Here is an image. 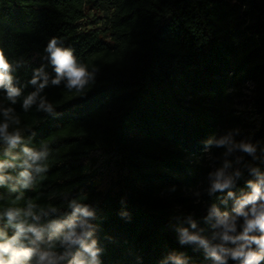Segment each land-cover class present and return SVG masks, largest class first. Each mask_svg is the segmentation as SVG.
Returning a JSON list of instances; mask_svg holds the SVG:
<instances>
[{
  "label": "trees",
  "instance_id": "16d2710c",
  "mask_svg": "<svg viewBox=\"0 0 264 264\" xmlns=\"http://www.w3.org/2000/svg\"><path fill=\"white\" fill-rule=\"evenodd\" d=\"M53 37L92 74L82 91L51 84L45 48ZM0 50L21 88L14 104L0 89V123L2 110L13 109L20 123L9 131L48 151L41 161L47 170L31 186L16 179L0 185V215L31 204L46 225L66 218L76 201L94 213L99 264H174L171 257L214 264L203 246L181 242V230L220 243L211 213L235 216L236 201L251 194L249 182L264 175V0H0ZM41 67L49 83L25 110ZM246 82L259 118L251 140L243 133L249 123L233 107ZM40 98L54 114L38 110ZM241 143L255 152L235 147ZM6 148L0 141V161L8 159ZM218 173L231 184L209 191L203 210L185 188L213 185ZM242 224L237 218L236 234ZM0 229L14 234L6 219ZM52 251L64 249L56 242ZM227 264L239 262L229 257Z\"/></svg>",
  "mask_w": 264,
  "mask_h": 264
},
{
  "label": "clouds",
  "instance_id": "9594fccd",
  "mask_svg": "<svg viewBox=\"0 0 264 264\" xmlns=\"http://www.w3.org/2000/svg\"><path fill=\"white\" fill-rule=\"evenodd\" d=\"M45 52L55 72L51 84L59 86L64 81L69 91L73 89L82 91L92 78V74L86 66L77 61L73 51L63 47L62 41L53 37L47 44ZM13 71V64L0 50V89L6 91L7 99L14 104L17 97L21 96V88L14 84ZM29 83L36 91L24 99L22 106L25 110L37 102L39 93L49 83V76L43 67L34 70ZM38 110L54 114L53 106L44 98L39 99ZM2 112L4 122L0 123V141L7 145L5 155L8 159L0 161V173L6 168L16 167H20L22 171L18 177L0 174V185L5 184L8 179H16L19 186L27 188L32 185L34 175L47 170L41 161L47 158L48 151L46 148L37 151L28 147L20 130L9 131L11 126L18 125L20 121L11 108L3 109ZM219 143L223 144L225 141ZM18 145H22L20 153H14L12 150ZM235 147L248 153L255 152V148L250 144L241 143ZM231 150L232 148L229 149ZM252 171L256 173L255 169ZM221 175L222 173L217 174L214 189H225L231 184L230 179L221 180ZM249 186L252 189L251 194L236 201L235 216L220 215L215 211L211 213V216L216 217V226L220 228L213 239H218L220 243L211 244L199 235L190 234L187 229L181 230V242H196L203 246L214 264H227L229 257L239 264H259L264 260V175L258 176L257 183L249 182ZM12 190H17V186L13 185ZM249 205L250 208L247 207ZM69 207L71 212L66 218L51 220L46 225L38 223L39 216L34 213V206L31 204L26 210L6 209L0 215V219H6L7 225L14 229V234L9 237L5 229H0V264H99L100 249L97 247V241L92 239L93 226L89 223L94 217L93 211L76 201H72ZM239 217L243 218V231L236 234V221ZM192 227L194 228L195 224ZM56 242L64 249L60 255L52 251ZM227 242H231L235 247H225ZM253 245L256 246L255 249ZM171 259L174 264H184L179 257Z\"/></svg>",
  "mask_w": 264,
  "mask_h": 264
},
{
  "label": "rangeland",
  "instance_id": "374dc122",
  "mask_svg": "<svg viewBox=\"0 0 264 264\" xmlns=\"http://www.w3.org/2000/svg\"><path fill=\"white\" fill-rule=\"evenodd\" d=\"M250 85L248 82L243 84V87L239 89V92H236L234 95V109L235 113H241L246 121L249 123L247 127L243 128L244 136L247 137L248 140L253 139L252 133L255 131L259 118L258 115L252 112V108L250 105ZM254 141V140H253ZM257 141H254L255 144ZM200 161L199 158L195 159L194 162ZM213 189V185L209 180H202L196 186L185 188V194L194 198L196 202L201 203V208L206 210L208 207L207 197L208 192Z\"/></svg>",
  "mask_w": 264,
  "mask_h": 264
}]
</instances>
